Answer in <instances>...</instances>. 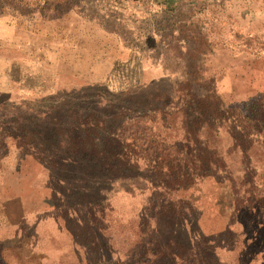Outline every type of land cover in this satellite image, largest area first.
<instances>
[{
  "label": "rangeland",
  "instance_id": "obj_1",
  "mask_svg": "<svg viewBox=\"0 0 264 264\" xmlns=\"http://www.w3.org/2000/svg\"><path fill=\"white\" fill-rule=\"evenodd\" d=\"M57 8L63 14L62 36L53 22L47 35L33 39L42 66L35 63L40 54H11L17 84L20 73H38L28 85H38L40 93L26 96L17 89L0 97V264H152L143 246L167 199L156 195L151 204L146 178L113 183V189L92 180L81 187L83 192L79 183H57L46 151L52 147L56 154L55 145L72 132L58 125L69 126L73 120L52 95L60 92L69 106L94 105L102 93L168 91L190 79L191 91L200 97L231 90L236 102L256 97L254 91H264V50L246 38L258 32L264 40V0H67ZM216 74L223 75L222 81L203 79ZM175 103L173 96L171 106ZM82 140L87 143L88 138ZM215 142L230 145L226 135ZM261 152L252 148V166L264 176ZM237 162L238 156L231 155L226 164L233 174ZM67 165L73 173L92 171L88 165ZM226 172L213 173L173 196L192 200V218L198 217L205 233L222 230L232 219ZM99 187L103 197L84 193L91 189L94 195L92 189ZM66 207L73 212L65 215ZM144 210L150 220L142 223ZM165 217L158 218L162 224ZM96 224L104 234L88 245ZM232 225L242 230L238 220ZM241 250L242 239L236 250L223 251L222 259L238 264Z\"/></svg>",
  "mask_w": 264,
  "mask_h": 264
},
{
  "label": "trees",
  "instance_id": "obj_2",
  "mask_svg": "<svg viewBox=\"0 0 264 264\" xmlns=\"http://www.w3.org/2000/svg\"><path fill=\"white\" fill-rule=\"evenodd\" d=\"M29 1L48 4L50 8L64 5L67 0ZM246 40L264 50L261 33ZM213 78L222 81L223 75L203 79L212 82ZM135 91L129 89L125 91L127 94L116 96L102 93L94 105L70 103L69 106L60 92L52 95L67 108L66 114L73 120L69 126L58 125L62 131L72 132L55 145L56 154L52 147L46 151L50 168H55L61 176L56 175L57 183L76 182L81 190L95 180L109 183L113 189V183L132 184L146 178L151 190L149 202L154 204L156 195L167 199L158 207L156 225L148 232L151 239L143 246L148 263L229 264L222 259V252L236 250L242 239L238 264H264V176L258 175L252 166L255 145L262 151L264 160V91L256 90V97L240 102H236L232 90L211 91L200 97L191 91L190 79H183L177 88L168 91ZM20 93L29 96L40 92ZM173 96L177 103L171 106ZM54 122L58 124L57 120ZM220 135H226L230 145L220 147L215 142ZM82 138H88L87 143ZM42 143L51 146L46 139ZM231 155L238 156L235 174L226 165ZM67 164L75 168L88 165L92 171L73 173L65 168ZM142 165L144 168L140 169ZM221 170L227 171L225 177L232 193V219L222 230L205 233L198 217L192 218V200L173 196ZM259 181L261 185L257 184ZM101 188L92 189L94 195L91 189L84 193L100 198L104 196ZM72 212V207L64 210L65 215ZM163 217L164 224L158 219ZM148 220L150 213L144 210L140 222ZM237 220L242 230L232 225ZM103 234L101 227L93 225V237L88 245L98 243ZM223 241L229 244L222 245Z\"/></svg>",
  "mask_w": 264,
  "mask_h": 264
},
{
  "label": "crops",
  "instance_id": "obj_3",
  "mask_svg": "<svg viewBox=\"0 0 264 264\" xmlns=\"http://www.w3.org/2000/svg\"><path fill=\"white\" fill-rule=\"evenodd\" d=\"M5 1L6 4L0 3V76H2L0 95L7 96L17 89L26 92H39L41 90L38 85H28L40 77L38 73L34 75L27 72L20 73L21 76L18 80L21 82L17 84L16 79L13 78L15 70L10 69V66L15 62L11 54L18 53L22 58L34 53L35 56L40 54V49L33 48V39L47 35V26L53 22L57 26L59 24V30L58 27L55 30L59 31L58 33H61L62 36L64 30L63 14L57 6L62 7L64 5L56 4L49 8L48 4H31L29 0ZM53 7L54 9L51 10ZM41 58L40 54L35 63L41 65Z\"/></svg>",
  "mask_w": 264,
  "mask_h": 264
}]
</instances>
